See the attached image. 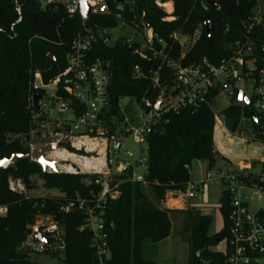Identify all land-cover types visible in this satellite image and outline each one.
<instances>
[{
	"label": "trees",
	"instance_id": "obj_1",
	"mask_svg": "<svg viewBox=\"0 0 264 264\" xmlns=\"http://www.w3.org/2000/svg\"><path fill=\"white\" fill-rule=\"evenodd\" d=\"M103 1L106 8L95 12L91 7L85 20L80 12L70 14L61 0H0V161L31 152L33 117L40 114L38 120L45 119L42 109L33 103L34 93H45L42 88L35 89V74H41L44 85L50 84L68 67L72 44L79 37H92L85 56L91 68L98 60L107 64L112 116L121 115L122 99L133 98L146 110L145 100L155 102L161 88L175 84L168 60L191 66L206 58L211 65L220 67L225 61L242 58L243 65L236 66L245 80L250 70L259 77L264 69V15L254 12L257 0H216L218 8L204 0H125L124 4ZM168 1L169 10L174 5L172 20L166 19L168 13L158 5ZM119 22L139 30L143 22L148 23L154 30L155 50L142 47L134 39H120L110 46L104 31L117 27ZM207 22L211 23L209 33ZM180 37L193 40L194 44L184 50ZM141 48L146 57L136 52ZM252 65L254 68L249 67ZM136 66L140 71L135 70ZM154 72L159 75L158 87L153 85ZM229 84L230 81L216 83L206 92V102L171 110L153 125L145 142V183L127 181L131 173L123 174L119 178L126 181L119 186L118 198L103 208L110 251L103 262L93 246L92 232L81 230L88 208L95 205L101 189L98 175L44 171L30 159H20L17 168L0 167V206L7 207V212L0 215V264H34L31 247L26 243L30 238L38 243L32 235L40 217H51L63 229V264H156L150 258V244L170 236L177 214L182 216L185 229L190 230L188 264H224L225 253L215 247L227 237L228 192L225 190L221 199L223 228L214 235L209 234L211 215L193 206L167 208L165 196L190 181L187 172L192 161H207L210 167L217 164L220 153L214 142L216 115L212 105ZM58 93L65 94L62 84ZM255 102V97L249 105L233 101L221 113L227 130L236 133L242 121L249 120L257 129L254 137L259 138L260 124L251 118L253 111L258 115ZM35 176L42 179L47 189L58 193L31 196L11 190V180L33 188ZM52 248L46 246L42 251L56 256L59 251Z\"/></svg>",
	"mask_w": 264,
	"mask_h": 264
},
{
	"label": "built area",
	"instance_id": "obj_2",
	"mask_svg": "<svg viewBox=\"0 0 264 264\" xmlns=\"http://www.w3.org/2000/svg\"><path fill=\"white\" fill-rule=\"evenodd\" d=\"M88 2L95 12L104 4L103 0ZM65 4L70 14L80 11L79 0H71ZM158 5L168 13L166 19H171L173 9L172 12L167 11L165 3L162 2H158ZM117 17L120 18V15ZM258 21H261L260 18ZM140 31L145 37L146 46L155 50L156 38L153 28L143 22ZM174 37L177 38L176 35ZM157 41L163 43L160 38H157ZM91 45L92 37H79L73 42L72 52L68 55V67L50 83L56 86L52 100L59 104L61 118H52L50 111L42 109L45 97L43 94L39 108L42 109L45 119L38 120L40 114L34 115L35 125L31 130L30 147L32 151L38 145L55 143L56 148L46 154V157L57 162L59 172L98 175L97 183L101 189L95 205L88 208L87 221L81 230L87 228L92 232L93 246L99 260L103 262L104 258L110 255L103 208L110 200L118 198L119 186L126 181L119 177L131 173L127 181L145 183L144 174H139L136 170L142 165L141 162L129 161L134 158V153L126 147L127 139L131 137L135 143H145L153 125L157 124L163 114L182 107L198 106L207 101L206 92L209 87L218 82L227 84L230 81L229 86L233 88V94L236 89H241L250 101L251 98H256L257 116L260 119L259 138L264 142V69L261 70L259 77L253 75L250 70L245 80L236 66L243 65L242 58L225 61L220 67L211 65L206 58L201 63L191 66H183L180 62L168 60L167 65L173 68L175 73V84H167L161 88L155 102L145 100V116L148 118L145 123L131 124L120 115H110L108 90L110 79L105 68L107 64L98 60L91 68L86 63V52ZM136 52L146 57L142 53V48ZM184 56L183 52L182 58ZM249 67L254 68L253 65ZM135 70L140 71L139 66H136ZM222 77L225 81H221ZM36 79L41 81V86L36 84ZM152 79L154 87L160 86L158 72L153 73ZM50 84L44 85L41 74H35V89H44ZM60 84L64 95L58 93ZM247 87L254 88L253 96L246 93ZM160 103L161 106L157 109L156 106ZM148 109L149 112L146 113ZM218 120L222 123L220 119ZM257 166H260V170L255 169ZM208 175L210 176V173ZM222 179L229 194L230 204L229 226L225 239L227 245L223 251L226 255L224 264H264V157L254 163H240L237 168L222 172ZM10 188L14 192L24 191L21 181L11 180ZM203 191L204 182L189 181L185 186L166 193L165 207L172 209H176L177 205L181 208L188 207ZM6 212L7 207L0 206V213ZM58 227L52 221L47 232L52 233ZM45 247V244L38 241L36 247L38 251Z\"/></svg>",
	"mask_w": 264,
	"mask_h": 264
},
{
	"label": "rangeland",
	"instance_id": "obj_3",
	"mask_svg": "<svg viewBox=\"0 0 264 264\" xmlns=\"http://www.w3.org/2000/svg\"><path fill=\"white\" fill-rule=\"evenodd\" d=\"M42 2L49 3L55 0H41ZM68 2L71 0H61ZM171 2V1H168ZM166 2V3H168ZM165 3V4H166ZM167 11H174V5L165 6ZM257 16L264 15V0H257V6L254 9ZM169 20L173 17L170 15ZM109 36L108 44L115 45L120 39H134L141 43L142 47L146 46L145 37L135 26L119 22L117 27L107 31ZM180 43L184 50H188L194 44L193 40L184 37L179 38ZM221 81H225L221 78ZM226 84V82H224ZM36 84L41 86V81L36 79ZM45 97L42 104L44 111H50L52 118H61L59 114V104L52 100V95L56 92V86L50 84L44 87ZM249 96L254 95V88H245ZM233 88L231 85L224 89L215 99L212 109L216 115V128L214 131V142L217 150L219 151V160L214 167H210L207 161L194 160L188 169L189 180L192 182H204V191L199 193L198 196L191 201L190 206L195 207L203 214L212 216V224L209 229V234L214 235L218 233L223 227V218L220 212L221 199L226 189V185L222 179V172L231 171L238 167L240 163H254L260 158L264 157V142L260 138L253 136V128L251 121H242L240 129L236 133H232L223 124L222 112L233 102ZM236 102V101H235ZM122 119H127L131 124H143L148 118L145 116V110L133 98H124L120 103ZM69 115V114H68ZM220 119L222 121L219 122ZM38 145L37 147H40ZM126 147L134 153V158L129 161L135 162L136 160L142 161L143 165H139L136 170L139 174H145L147 171L148 159V145L147 143L138 144L130 137L126 141ZM55 156V154H52ZM260 170V166L255 167ZM49 170V169H48ZM60 170V169H59ZM210 173V176L208 175ZM33 188L27 189L24 186L25 193L31 196H44L47 194H57L58 190L47 189L41 178L33 177ZM151 193V192H150ZM176 209H185L177 205ZM1 215V213H0ZM52 224L51 217H40L34 227L41 229L42 233L52 239L49 246H52L54 251H59L56 256H52L45 251H36L37 242L32 238L26 243V246L31 247V257L34 264H63L64 254L60 248L61 239L63 237V229H58L52 233L47 232V229ZM190 230L185 229L182 216L177 214L174 217V224L172 226L171 234L168 238L160 243H151L150 258L156 264H188L189 262V245L188 236ZM226 240L220 241L216 249L220 251L226 250Z\"/></svg>",
	"mask_w": 264,
	"mask_h": 264
},
{
	"label": "water",
	"instance_id": "obj_4",
	"mask_svg": "<svg viewBox=\"0 0 264 264\" xmlns=\"http://www.w3.org/2000/svg\"><path fill=\"white\" fill-rule=\"evenodd\" d=\"M208 5L213 6L215 8H218V4L216 2V0H204ZM125 0H116L117 4H124ZM79 4H80V14L81 16L86 20L89 16V12L90 9L92 7V5H90V3L88 2V0H79ZM106 8L105 4H102L99 7L100 11H103ZM210 22L206 23V30L209 33L210 32ZM234 100L236 102H243L247 105L250 104V99L248 98V96L246 94H244L243 90L241 89H236L234 91ZM43 98V95L39 92L34 93L33 95V103L36 107H40L39 106V101ZM161 103L158 104L156 106V108H160ZM149 112V109L147 110L146 113ZM251 118L252 120L258 124V116L256 114L255 111L251 112ZM256 128H254L253 130V134L256 133ZM161 131V126L158 128V132ZM56 148L55 143H50V144H46L40 147H37L35 149H33L29 154H14L11 158H6L0 161V167L3 170L6 169H10V168H17V163L20 159H30L32 162L38 163L42 166L44 171H47L48 169H50L53 172H59L58 167H57V162L53 159H49L46 157V154H48L49 152L53 151ZM33 238L37 239L38 241L42 242L43 244H45L46 246H49L52 239L46 237L43 233L41 229H36L33 233ZM216 241L219 242V238H216Z\"/></svg>",
	"mask_w": 264,
	"mask_h": 264
},
{
	"label": "bare ground",
	"instance_id": "obj_5",
	"mask_svg": "<svg viewBox=\"0 0 264 264\" xmlns=\"http://www.w3.org/2000/svg\"><path fill=\"white\" fill-rule=\"evenodd\" d=\"M165 6H169V4H168V3H166V4H165Z\"/></svg>",
	"mask_w": 264,
	"mask_h": 264
},
{
	"label": "crops",
	"instance_id": "obj_6",
	"mask_svg": "<svg viewBox=\"0 0 264 264\" xmlns=\"http://www.w3.org/2000/svg\"><path fill=\"white\" fill-rule=\"evenodd\" d=\"M169 3V2H168ZM219 152V151H218Z\"/></svg>",
	"mask_w": 264,
	"mask_h": 264
}]
</instances>
